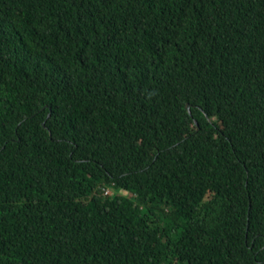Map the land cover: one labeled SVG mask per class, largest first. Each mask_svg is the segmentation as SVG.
I'll list each match as a JSON object with an SVG mask.
<instances>
[{
    "label": "trees",
    "instance_id": "16d2710c",
    "mask_svg": "<svg viewBox=\"0 0 264 264\" xmlns=\"http://www.w3.org/2000/svg\"><path fill=\"white\" fill-rule=\"evenodd\" d=\"M0 264H264V0H0Z\"/></svg>",
    "mask_w": 264,
    "mask_h": 264
},
{
    "label": "built area",
    "instance_id": "2783aa9c",
    "mask_svg": "<svg viewBox=\"0 0 264 264\" xmlns=\"http://www.w3.org/2000/svg\"><path fill=\"white\" fill-rule=\"evenodd\" d=\"M104 193L105 195H110L112 192L110 191V189H104Z\"/></svg>",
    "mask_w": 264,
    "mask_h": 264
},
{
    "label": "water",
    "instance_id": "95a60500",
    "mask_svg": "<svg viewBox=\"0 0 264 264\" xmlns=\"http://www.w3.org/2000/svg\"><path fill=\"white\" fill-rule=\"evenodd\" d=\"M186 109L190 111V106H189V105H187V106H186Z\"/></svg>",
    "mask_w": 264,
    "mask_h": 264
}]
</instances>
